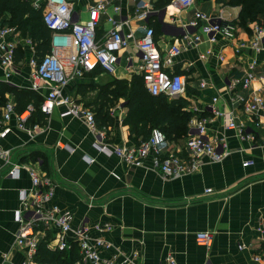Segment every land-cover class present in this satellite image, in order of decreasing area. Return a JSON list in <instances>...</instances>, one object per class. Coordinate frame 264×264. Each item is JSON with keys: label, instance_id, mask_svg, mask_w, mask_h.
<instances>
[{"label": "crops", "instance_id": "1", "mask_svg": "<svg viewBox=\"0 0 264 264\" xmlns=\"http://www.w3.org/2000/svg\"><path fill=\"white\" fill-rule=\"evenodd\" d=\"M99 1L105 4V10L99 15L96 40L102 41L115 27L139 38L148 26L154 30L159 50L179 44L182 50L171 71L186 79V89L189 87L191 93L185 91L181 96L190 102L188 109L196 117H204L211 115L213 105L223 114H230L237 123H246L245 132L253 133L256 142L239 140L235 130L225 127L224 117H214L208 123L207 135L219 140L218 150L223 159L205 162L193 174L164 180L152 169L150 159L131 166L114 154L97 151L96 135L82 120L61 116L63 107L59 106L48 114L41 129L30 133L17 127L15 114L8 121H0V147L10 151V162H38L54 185L52 202L71 213V226L84 224L90 237L102 238L128 257L127 264H163L168 254L174 257L175 264H264V231L259 230L264 219V130H256L252 125L257 118L264 120V113L258 117L242 114L225 91L230 79L241 77L253 58L258 61L255 72L264 74V51L254 54L243 50L236 55L229 40L218 35L211 42L201 34L195 46L183 36L185 32L195 33L184 27L195 10L232 22L237 27V37L244 40L249 38L251 26L256 22L240 26L241 6L230 0H195L188 9L173 0H117L121 8L118 14H114L110 0H75L72 7L75 21H86L88 7ZM138 3L148 9L146 18L136 17ZM197 33L200 34L199 29ZM19 46L23 48V58L14 62L8 76L6 68L0 65V81L30 90V75L25 70L21 72L23 67L19 66L26 64L33 52L23 43ZM130 58L133 62L139 58L133 43L120 50L113 73L102 71L74 79L63 93L93 107L107 81L130 80L139 75L137 66L134 68L133 62L128 61ZM260 88L254 82L248 89L238 87L236 92L245 98L264 95ZM7 97L13 100L12 96ZM215 97L217 102L213 103ZM109 112L112 124L107 129V142L112 147L135 145V138L129 136L128 126L123 123L127 113L124 99L109 105ZM188 125L191 128V123ZM179 147L178 143L168 142L162 150ZM32 153L42 160L32 159ZM248 161L252 163L245 166ZM8 170L9 165L0 159V264H18L25 260L27 247L15 242L18 228L15 213L21 209V193H30L32 185L25 169H20L16 177L7 176ZM207 189L211 192H206ZM94 225L106 229L99 232ZM200 231L213 234L209 247L196 243L194 236ZM37 238L38 245L44 241L40 234ZM47 238H53V232ZM71 238L67 235V239ZM239 245L243 248L239 249ZM112 251L113 248L103 250L101 256L107 258ZM255 255H260L263 261H254ZM74 264L87 263L81 262L79 256Z\"/></svg>", "mask_w": 264, "mask_h": 264}, {"label": "built area", "instance_id": "2", "mask_svg": "<svg viewBox=\"0 0 264 264\" xmlns=\"http://www.w3.org/2000/svg\"><path fill=\"white\" fill-rule=\"evenodd\" d=\"M30 5L41 12L45 26L50 30L49 52L43 56H34L33 46L29 39L22 38L20 32L13 26L5 25L0 20V65L6 68L5 76H8L14 68L15 53L18 46L23 43L28 46L33 55L29 59L32 73L29 78V89L39 94L43 101L40 105L42 113L48 116L54 107H63L61 116H71L82 120L88 129L97 137L94 147L97 151L108 155L114 154L127 165L138 166L150 159L152 169L164 180L193 174L205 162H220L223 155L219 153V140L208 137V123L214 117H224L225 127L235 130L241 141L256 142L253 133H246V123H237L230 114H223L215 106L211 105V115L195 117L191 119L193 133L187 138L183 147L167 148L166 137L159 129H153L147 141L139 145L115 146L107 142L106 129H99L96 125L94 113L90 107L77 102L73 97L65 95L63 89L70 81L82 78L85 73L99 66L103 71L113 73L118 63L120 50L133 43L137 53V72L142 77L143 84L148 92L153 95H165L174 98L185 94L186 79L184 75L171 71L174 59L181 53L179 44H172L165 50H159L154 40V30L146 26L143 35L135 38L133 33L123 32L115 27L110 30L102 41L96 40L99 15L105 10V4L101 1L88 7V18L84 22L75 21L73 15V2L75 0H27ZM117 0H110L114 14L120 12ZM137 2V0H132ZM179 7L188 9L194 5L195 0H173ZM148 9L145 5L137 4L135 14L138 18H146ZM127 23V22H126ZM185 29L195 30V33L187 34L184 30V38L193 46L201 40V34L206 35L209 41L214 42L217 35L229 40L236 55L243 50H250L254 54L264 51V25L254 23L251 26V34L248 39L237 37V27L230 21L211 16L201 10H195L193 18L185 24ZM198 29L200 34L197 33ZM220 61L223 57L219 56ZM130 63L133 59H128ZM258 61L253 58L244 74L239 78H232L225 86L233 103L239 106L244 115H258L264 113V95L252 94L245 98L237 94L238 87L248 89L252 83L258 82L260 89L264 91V74L256 73ZM201 82L200 86L204 87ZM212 102H217L213 98ZM15 102L8 99L4 105H0V121H8L15 114L17 127L30 133L41 129L43 125L34 124L27 126V121L34 112L32 105H28L24 111L14 112ZM253 128L264 130V120L259 118L252 121ZM0 133V137H1ZM264 143V142H263ZM0 159L9 165L7 176L16 177L20 169H25L29 175L32 190L30 193H21V209L15 213V221L18 225L15 233V242L19 246L27 247L25 260L18 264H50L37 262L34 257L37 251L40 234L44 237L47 249L51 251L70 250L73 243L77 245L80 261L87 264H127L125 257L111 243L100 237L89 236L88 228L83 224L77 228L71 226L72 215L69 211L60 209L52 202L54 185L52 180L40 170L38 162L13 163L10 162V151L0 147ZM252 162H245L250 165ZM206 192H211L207 189ZM96 231L102 232L106 227L93 226ZM264 231V219L261 229ZM53 232V238H47V234ZM71 235V239H67ZM198 245L209 247L213 234L210 232H197L194 236ZM264 244V242H263ZM113 248L109 257L101 256L103 250ZM239 249L243 246L239 245ZM254 261L262 262L260 255L253 257ZM14 264V263H8ZM163 264H175L171 254L165 257Z\"/></svg>", "mask_w": 264, "mask_h": 264}, {"label": "trees", "instance_id": "3", "mask_svg": "<svg viewBox=\"0 0 264 264\" xmlns=\"http://www.w3.org/2000/svg\"><path fill=\"white\" fill-rule=\"evenodd\" d=\"M230 2L241 6L238 17L240 26L246 27L250 22L258 24L264 22V0H230ZM6 14L9 15L8 18ZM0 18L3 19V24L15 27L22 38L30 40L35 57L49 52L50 30L43 23L41 12L34 9L27 0H0ZM22 49L20 46L17 48L15 63L23 58ZM102 71L103 69L97 66L83 77L99 74ZM186 92L191 93L189 87ZM7 95L12 96L15 102L14 112L17 114L24 111L28 105L33 106L34 112L29 117L27 126L46 123V115L40 110L43 98L39 94L0 81V105H4L9 99ZM119 98L125 101L127 113L123 123L128 126L129 136L135 138V145L147 141L153 129L162 131L167 142L178 143L181 147L193 133L188 124L195 113L188 109L190 102L184 96L171 99L165 95L153 96L145 88L142 77L133 75L130 80L107 81L99 91L98 102L90 107L97 127L105 128L106 134L112 124L109 105L113 106ZM31 158L38 156L32 153ZM34 259L37 262L50 264H74L79 260L78 247L73 244L70 250L50 252L43 241L37 246Z\"/></svg>", "mask_w": 264, "mask_h": 264}, {"label": "rangeland", "instance_id": "4", "mask_svg": "<svg viewBox=\"0 0 264 264\" xmlns=\"http://www.w3.org/2000/svg\"><path fill=\"white\" fill-rule=\"evenodd\" d=\"M136 61H138V58H136V60L133 62V64H134L133 67L134 68L137 66V62ZM19 67H23V68H21V72H24V70H25V74L26 75H28V74L31 75L32 69H31V67L29 65V60H28V62L26 64H21Z\"/></svg>", "mask_w": 264, "mask_h": 264}]
</instances>
